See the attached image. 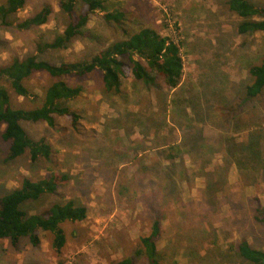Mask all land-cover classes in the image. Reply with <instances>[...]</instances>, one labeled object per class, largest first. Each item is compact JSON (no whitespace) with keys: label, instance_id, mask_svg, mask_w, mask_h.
<instances>
[{"label":"rangeland","instance_id":"1","mask_svg":"<svg viewBox=\"0 0 264 264\" xmlns=\"http://www.w3.org/2000/svg\"><path fill=\"white\" fill-rule=\"evenodd\" d=\"M58 1L26 0L24 8L11 17L12 25L0 27V67L15 56L29 54L54 64L87 60L110 41L123 38L122 27L134 31L148 26L180 44L183 73L176 88L162 86L161 91L148 92L128 74L122 78L120 95L102 91L99 70L63 76L67 84L82 87L80 96L62 101L79 114L78 125L72 126L57 114L53 115L54 126L21 121L31 139L45 138L50 144L49 159L32 162L26 153L7 159L9 144L2 139L4 125L0 124V195L19 186L23 177L36 179L54 172L67 179L54 193L29 202L25 206L28 213L71 199L87 207L84 220L60 225L65 244L59 253L51 247L52 233L41 231L37 245L26 237L16 243L0 239V264H114L133 251L138 236L149 233L154 215L160 218L161 235L156 243L164 264H248L232 255L231 246L246 239L264 251V225L254 219L256 208L264 207L263 174L246 175L234 165L231 169L233 161L218 137L225 127L222 116L226 112L213 102V95L197 96L192 102L213 106L202 121L191 109L186 113L192 120L168 109L160 112L165 101L178 103L190 91L201 93L205 88L221 98L234 95V88L246 80L249 64L264 57V32L238 34L236 25L241 18L228 10L225 0H108L109 9L126 13L125 22L112 23L104 20L103 12H95L82 35L67 46L44 48L67 23ZM250 1L264 6V0ZM45 4L52 8L47 23L30 29L14 27ZM53 80L37 72L25 81L37 95L34 98L15 95L5 81L0 84L9 90L14 106L33 108ZM258 104L261 113L247 111L243 127L230 132V138L243 141L247 127L252 126L261 134L259 151L264 158V97ZM145 116L151 119L143 126ZM153 118L156 122L162 118L159 126H151ZM186 126H191L189 131ZM157 128L159 144L151 139ZM179 134L182 146L201 134L204 158L173 150L176 158L169 164L172 172L166 180L161 177L166 170L156 161L161 159L162 141ZM213 172L221 178L210 184L208 176ZM162 179L170 187L162 185ZM135 264L146 263L138 257Z\"/></svg>","mask_w":264,"mask_h":264},{"label":"trees","instance_id":"2","mask_svg":"<svg viewBox=\"0 0 264 264\" xmlns=\"http://www.w3.org/2000/svg\"><path fill=\"white\" fill-rule=\"evenodd\" d=\"M107 2L108 0H59L58 6L66 15L67 23L62 32L57 34L50 43H46L44 48L67 46L73 38L82 35L90 15L95 12H103V18L106 21L116 24L125 22L126 13L122 10L109 9ZM25 4L26 0H5L0 4V27L12 25L11 17L24 8ZM225 4L229 11L241 18L236 25L238 34L264 32V6H257L250 0H225ZM51 13L52 8L45 4L36 12L19 20L14 27L21 29L38 27L49 21ZM121 32L124 35L123 38L110 41L87 60L63 61L54 64L38 55L29 54L21 58L15 56L0 67V82H7L15 95L24 98L37 96L25 84V81L34 73L44 72L55 79L44 88L43 96L33 108L14 106L11 103L9 90L0 84V124L4 125L2 139L9 144L7 159L12 160L26 153L29 159L35 162L39 158L49 159L51 155L50 144L45 138L31 139L21 125L23 120L45 121L49 126H54L53 115L57 114L65 116L72 126L78 125L79 114L68 106L62 105V101L80 96L82 87L67 84L62 79L63 76H83L99 70L102 91L114 95L122 93V78L128 74L147 92L151 89L161 91L162 86L172 89L178 86L183 73V61L178 42L161 35L156 29L148 26H141L134 31H128L122 27ZM233 92L234 95L231 93L221 98L220 94H216L213 89L206 92L204 88L201 93L190 91L188 98L184 96L178 103L173 101L174 103L169 105L165 101L160 114H164L168 109L189 120L190 117L186 112L187 109H191L193 115L200 116L199 119L202 121V118L209 116V112L205 113V111L213 109V106L207 103L200 106V102L194 105L192 102L197 96L206 98L208 95H213L215 97L213 102L216 105L219 104V107L222 106L221 109L226 112V115L222 116L224 118L222 124L225 127L222 129L223 133L220 138V141L224 143L226 156L236 160L239 172H244L246 175L260 173L264 176V158L259 151L261 139L259 131L253 129L252 126L247 127L245 139L239 143L230 138V132L239 129L245 123L243 117L247 111L255 110L261 113L258 103L264 97V57L249 64L246 70V80L237 85ZM164 99L166 100L165 95ZM150 119L149 116H145L141 119V124L145 126L146 121ZM158 121L161 123L162 118ZM157 122L153 118L151 126L152 123L154 125ZM190 128L191 126H186L184 129L189 131ZM158 132L157 128L154 133ZM200 138L199 134L193 137L192 149L197 148ZM179 146L168 144L161 150V159L156 161V164H160L162 171L163 168L164 171L166 170L165 176H161L166 177V180L172 172L169 164L173 163L172 160L176 158L174 153L171 154L173 149L180 151L184 147ZM163 160H168V164L163 165ZM158 171L161 172L159 169ZM220 178L217 172L210 173L208 176L210 184L212 180ZM66 179V175L54 172L36 179L23 177L19 186L1 194L0 239H9L12 243H16L21 237H26L32 245H37L40 232L46 231L52 233L51 247L59 253L65 244V234L60 225L66 221L84 220L87 217V207L72 199L53 202L47 209L33 213H28L25 206L31 201L40 199L43 195L54 193L59 183ZM163 181L162 185L170 187L165 179ZM154 216L149 233L138 236L133 251L116 260L114 264H135V259L138 257L146 264H164L163 255L156 243L161 235L160 218L157 215ZM254 219L264 225V207L256 208ZM231 250L232 255L240 257L248 264H264V251L252 247L246 239L239 240L235 246H231Z\"/></svg>","mask_w":264,"mask_h":264},{"label":"crops","instance_id":"3","mask_svg":"<svg viewBox=\"0 0 264 264\" xmlns=\"http://www.w3.org/2000/svg\"><path fill=\"white\" fill-rule=\"evenodd\" d=\"M243 127V126H242ZM224 129V128H223ZM181 133H183V132H181L180 131V134ZM180 134L178 135V136H172V137H174L175 139H172V140H168V138L166 137V139L168 140V141H162V146L163 147H166L168 144H177V146L178 147H180L179 146V144H180ZM160 134H154L153 136H151V139L152 140H154L157 144H159V142H160ZM199 136H201V134L199 135ZM220 136V138H221V136L222 135H218V137ZM165 138V137H164ZM215 142H218V143H220L219 141H218V139H217V136H215ZM204 144H205V140H204V138L201 136V138H200V142L197 144V148H191V145L192 144H187V145H184V147H182L181 148V150L179 151V149H173V150H176L178 153H185V154H190V156H192V157H198V158H204V151H203V146H204ZM213 144V143H212ZM156 145V144H155ZM213 145H216V146H219L220 144H213ZM157 146V145H156ZM173 152H175V151H173ZM221 153H222V155H223V151H221ZM224 153H225V150H224ZM226 155V154H225ZM232 161H233V163H231V169L233 168V165H234V167L235 168H237V164H236V160H234V159H232V158H230ZM164 161V160H163ZM184 162H187L186 160L184 161ZM168 164V160L166 161H164L163 162V165H167ZM149 165V164H148ZM185 166V165H184ZM40 237V236H39ZM40 240H39V242L41 241V238H39Z\"/></svg>","mask_w":264,"mask_h":264},{"label":"built area","instance_id":"4","mask_svg":"<svg viewBox=\"0 0 264 264\" xmlns=\"http://www.w3.org/2000/svg\"><path fill=\"white\" fill-rule=\"evenodd\" d=\"M65 264H71V262L70 261H68L67 263H65Z\"/></svg>","mask_w":264,"mask_h":264}]
</instances>
